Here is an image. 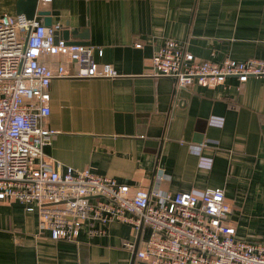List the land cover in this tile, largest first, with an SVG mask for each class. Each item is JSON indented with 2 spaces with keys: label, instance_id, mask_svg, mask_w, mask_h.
I'll list each match as a JSON object with an SVG mask.
<instances>
[{
  "label": "crops",
  "instance_id": "crops-1",
  "mask_svg": "<svg viewBox=\"0 0 264 264\" xmlns=\"http://www.w3.org/2000/svg\"><path fill=\"white\" fill-rule=\"evenodd\" d=\"M17 2L0 0V14L16 16ZM40 10L63 30H87L95 60L113 73L52 80L46 126L58 132L45 156L131 186L149 187L163 171L172 194L222 187L237 235L264 241V76L179 88L153 70L167 40L202 60H264V0H53ZM138 236L113 222L104 235L86 226L75 240H54L37 212L0 206V264H149L124 246Z\"/></svg>",
  "mask_w": 264,
  "mask_h": 264
},
{
  "label": "built area",
  "instance_id": "built-area-1",
  "mask_svg": "<svg viewBox=\"0 0 264 264\" xmlns=\"http://www.w3.org/2000/svg\"><path fill=\"white\" fill-rule=\"evenodd\" d=\"M60 29L38 17L0 14V206L17 201L37 212L40 231L54 240H75L86 226L100 236L113 222L130 224L139 236L124 246L149 264H264V241L237 235L222 187L172 194L162 188L163 171L149 187L131 186L45 156L44 146L58 132L46 126L52 80L113 76L110 64L95 60L92 47L57 42L54 32ZM51 57L62 59L50 62ZM66 61L77 66L75 72ZM153 61L154 75L174 79L179 88L231 76L243 85L264 76L263 59L202 60L173 40L164 42ZM146 228L150 234L144 238Z\"/></svg>",
  "mask_w": 264,
  "mask_h": 264
},
{
  "label": "water",
  "instance_id": "water-1",
  "mask_svg": "<svg viewBox=\"0 0 264 264\" xmlns=\"http://www.w3.org/2000/svg\"><path fill=\"white\" fill-rule=\"evenodd\" d=\"M17 15H25L28 20L33 21L36 17L43 19V24L47 27L53 26L51 12L41 11L39 0H18ZM54 37L58 42L60 39L65 40L68 44H81L89 46V34L87 30L79 31L78 29H60L54 32ZM72 40V41H71Z\"/></svg>",
  "mask_w": 264,
  "mask_h": 264
}]
</instances>
